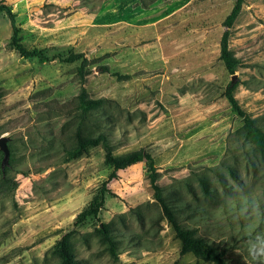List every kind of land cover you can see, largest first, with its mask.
<instances>
[{"label":"rangeland","instance_id":"374dc122","mask_svg":"<svg viewBox=\"0 0 264 264\" xmlns=\"http://www.w3.org/2000/svg\"><path fill=\"white\" fill-rule=\"evenodd\" d=\"M3 1L22 44L51 59L11 48L0 12V135L9 149L4 175L16 182L0 197V264H59L51 248L71 230L78 264H215L180 253L144 162L117 170L97 214L74 223L110 172L100 145L70 151L81 88L108 100L85 134L106 131L114 154L149 150L181 226L264 264V157L227 98L231 91L264 131V0H242L229 28L233 73L219 42L234 0ZM71 53L86 57L83 77L79 60H60ZM104 224L116 257L100 239Z\"/></svg>","mask_w":264,"mask_h":264},{"label":"trees","instance_id":"16d2710c","mask_svg":"<svg viewBox=\"0 0 264 264\" xmlns=\"http://www.w3.org/2000/svg\"><path fill=\"white\" fill-rule=\"evenodd\" d=\"M241 3L242 0H234L233 6L222 21V25L225 26V30L222 32L219 42V57L228 73H233L238 65V59L233 56L228 47V36L229 28L238 15ZM0 12H4L10 22L11 34L9 45L11 48L16 50L19 55L24 58H37L40 61L51 59L46 54L44 49L26 48L22 44L19 37V27L15 20L16 15L12 11L11 6L3 0H0ZM60 60L66 62L79 60L80 65L77 70L78 74L81 77L85 74L83 65L87 59L82 53H71L66 57H61ZM113 74L117 76V78H127L128 76L118 72ZM227 98L233 111L242 119V130L244 136L254 143L255 147L264 157V131L257 124L256 120L239 106L231 91L227 92ZM106 102H108V100L102 97H89L84 88H81L77 95V109L81 114L77 124L75 125L73 143L70 151L73 156H79L86 153L90 148L100 145L104 150V162L110 167V172L107 179L102 181L96 194L93 196L88 205L76 214L74 223L77 224L83 222L88 217L95 216L97 214L98 210L103 206L105 193L109 190L107 188V183L116 178L117 170L123 169L137 162H144L153 198L160 206L163 216L173 228L175 237L180 242V253L191 252L194 256L212 261L215 264H246L238 254L234 252L225 253L222 250H218L216 247L206 243L202 238L195 236L192 229L185 228L180 225L176 219L173 209L163 198L161 187L157 184L158 171L154 164L153 156L149 150L139 148L124 154H114L112 144L106 131L99 130L94 134H85L83 132V124L88 122L89 117L94 112L101 109ZM5 171L6 166L3 170H0V197L13 191L16 187V182L14 180L5 177ZM203 185L204 189H207L206 185ZM98 230L100 233V239L105 243L108 253L111 256L116 257V243L108 228L104 224ZM72 233V230L64 233L51 248V252L58 258L59 264H78V261L71 249L70 238Z\"/></svg>","mask_w":264,"mask_h":264},{"label":"water","instance_id":"95a60500","mask_svg":"<svg viewBox=\"0 0 264 264\" xmlns=\"http://www.w3.org/2000/svg\"><path fill=\"white\" fill-rule=\"evenodd\" d=\"M0 150L2 151V158L0 162L1 169L8 163L9 149L7 147V137L0 135Z\"/></svg>","mask_w":264,"mask_h":264}]
</instances>
